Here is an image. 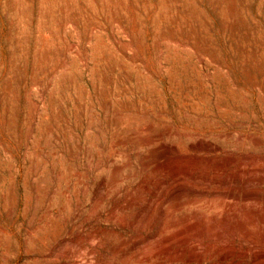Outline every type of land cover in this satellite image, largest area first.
Wrapping results in <instances>:
<instances>
[{"label": "rangeland", "instance_id": "obj_1", "mask_svg": "<svg viewBox=\"0 0 264 264\" xmlns=\"http://www.w3.org/2000/svg\"><path fill=\"white\" fill-rule=\"evenodd\" d=\"M263 162L264 0H0V264H264Z\"/></svg>", "mask_w": 264, "mask_h": 264}, {"label": "bare ground", "instance_id": "obj_2", "mask_svg": "<svg viewBox=\"0 0 264 264\" xmlns=\"http://www.w3.org/2000/svg\"><path fill=\"white\" fill-rule=\"evenodd\" d=\"M192 146H194L193 144H191ZM254 145H256V144H254ZM191 146V147H192ZM257 147V146H256ZM194 148H196L195 146H194ZM166 152V151H165ZM175 152V151H174ZM164 157V156H163ZM185 157V156H184ZM183 157V158H184ZM186 158V157H185ZM184 158V159H185ZM165 159V158H164ZM231 159V158H230ZM260 161V160H259ZM222 162V161H221ZM255 162V161H254ZM264 163V162H263ZM229 164V163H228ZM252 164V163H251ZM250 164V165H251ZM225 166V165H224ZM253 168H252V170H253V172H258L259 170H260V166H257L256 164H253V165H251ZM223 168V167H222ZM262 169V168H261ZM234 174V173H233ZM175 175V174H174ZM249 175V174H248ZM178 178V177H177ZM180 178V177H179ZM240 178V177H239ZM214 180H215V182L214 183H218V181H217V179H215L214 178ZM222 180V179H221ZM260 180V179H259ZM177 181V180H176ZM205 182V181H204ZM220 183H221V181H219ZM180 183V182H179ZM201 183H203V181L201 180ZM212 183V182H211ZM219 184V183H218ZM222 184V183H221ZM220 184V185H221ZM166 185V184H165ZM170 185V184H169ZM173 185H175V184H173ZM177 185V184H176ZM180 185H183V184H180ZM202 185H205L204 183L202 184ZM202 185H200L199 186V188H197V192H198V195L200 194L201 196H203L204 197V204L202 205L203 206V208H205V207H209L210 209H221L222 207L221 206H225V205H227V203H226V200H228V199H233V202L232 203H229V205L231 206V205H234L235 206V208L239 205V204H243L244 203V205H243V207L244 208H246V207H248V206H250V207H256V206H258V204L260 203V201H259V196H257V194H255V192L254 191H257V189L256 190H252L251 189V191L250 192H248L247 193V195H245V198L243 197L242 198V196H241V194H243L238 188H236V189H238L239 191H240V193H239V191H237L236 189L235 190H227V189H220L219 187H216V188H213V189H205V188H203L202 187ZM162 186V185H161ZM172 186V185H171ZM186 186H187V184H186ZM145 187V186H144ZM176 187H178V186H176ZM205 187V186H204ZM214 187H215V185H214ZM222 187V186H221ZM167 188V187H166ZM251 188V187H250ZM154 189V188H153ZM171 189V188H170ZM179 189H181V188H179ZM161 190V189H160ZM160 190H157V192L158 191H160ZM167 190H169V189H167ZM172 190H173V188H172ZM171 190V191H172ZM174 190H175V188H174ZM177 191H178V189H176ZM186 190V189H185ZM189 190H192V189H189ZM246 190H247V188H246ZM162 191H164V190H162ZM170 191V192H171ZM180 191V190H179ZM178 191V192H179ZM181 191H183V190H181ZM186 191H188V190H186ZM195 190H193V193L194 194H197V192L195 193L194 192ZM260 191V190H259ZM183 192H185V191H183ZM182 192V193H183ZM174 193H176V192H174ZM173 193V194H174ZM181 193V192H180ZM186 193V192H185ZM184 193V194H185ZM188 193V192H187ZM152 194V193H151ZM153 194H154V191H153ZM152 194V195H153ZM171 193H169V195H170ZM173 194H171V195H173ZM179 194V193H178ZM190 194H191V192H190ZM161 196V195H160ZM168 196V195H167ZM175 196V195H174ZM189 196V195H188ZM206 196H210L211 198H209V199H206L205 200V198H206ZM157 197V196H156ZM170 197V196H169ZM176 197H179L178 195L176 196ZM168 198V197H167ZM175 198V197H174ZM173 198V199H174ZM172 199V198H171ZM161 200H162V198H161ZM194 200V199H193ZM157 201V200H156ZM169 201H170V199H169ZM158 202H159V200H158ZM163 202H164V200H163ZM166 203H168V201H165ZM131 203V202H130ZM165 203V204H166ZM154 206V205H153ZM174 206H175V204L173 203L167 210H166V214H167V218L169 219V218H172V217H174L173 215L175 214V211H174ZM167 207V206H166ZM179 207V206H178ZM221 207V208H220ZM233 207V206H232ZM153 208V207H152ZM151 208V209H152ZM160 209V208H159ZM236 209H238V207L236 208ZM162 210V209H161ZM239 210V209H238ZM224 211V210H223ZM222 211V212H223ZM234 211V210H233ZM249 211V210H248ZM143 212V211H142ZM237 212V211H236ZM259 212V211H258ZM161 213V212H160ZM199 213V212H198ZM257 213V212H256ZM162 214V213H161ZM224 214V213H223ZM221 212H216V214L214 213V215H212V216H209V217H207V219L206 220H218V217H222V215H223ZM234 215V214H233ZM236 216H234V217H232V218H230L229 217V219H227V220H221V221H219V225L217 226V236H218V241L219 240H223V239H226L227 237L228 238H230V237H237V236H240V238H242V234L245 236V239H247L249 242H251V243H253L255 246H257L258 244H260V245H263L264 246V234L263 235H261L262 237H261V239H259V240H256L255 239V237L253 236V234L251 233V230H250V227H251V225H252V223L254 222L253 221V218H250L251 220L250 221H246L245 220V222L242 220H239V216H238V214H235ZM198 216V215H197ZM207 216V215H206ZM238 216V217H237ZM145 217H147V216H145ZM241 217H243V215L241 216ZM256 218V217H255ZM144 219V218H143ZM148 219V218H147ZM159 220V219H158ZM220 220V219H219ZM260 220V219H259ZM162 221V220H161ZM217 222V221H216ZM143 223V222H142ZM156 223V222H155ZM198 225V224H197ZM192 226V225H191ZM191 226L189 227V228H191ZM194 226H196V224L194 225ZM254 226V225H253ZM196 227H198V226H196ZM204 227V226H203ZM188 228V227H187ZM188 228V229H189ZM192 228H193V226H192ZM191 228V229H192ZM195 228V227H194ZM227 228L229 229L228 230V232H226L227 231ZM187 229V230H188ZM194 230H196V228L194 229ZM220 230H221V232H220ZM184 231V230H183ZM182 231V232H183ZM190 231V230H189ZM201 233L200 234H202V235H205V230L204 229H202L201 231H200ZM218 232L220 233V234H218ZM170 233V232H169ZM185 232H183V234H184ZM222 233V234H221ZM241 233V234H240ZM179 235H180V233H178ZM262 234V233H261ZM197 235H199L198 233H197ZM201 235V236H202ZM177 236V235H176ZM182 236V235H181ZM196 236V235H195ZM205 236H207V235H205ZM172 237V236H171ZM170 237V238H171ZM179 236H177V238H178ZM203 237V236H202ZM173 238V237H172ZM195 238V237H194ZM193 238V239H194ZM186 240V239H185ZM185 240H183L184 242H185ZM196 240V239H195ZM171 241V240H170ZM182 241V240H181ZM188 241H190L189 239H188ZM246 241V240H245ZM165 242V241H164ZM163 242V243H164ZM168 242V241H167ZM166 242V243H167ZM178 243H180V242H178ZM182 243V242H181ZM187 243V242H186ZM135 244V243H134ZM182 244H184V243H182ZM181 244V245H182ZM188 244V243H187ZM148 245V244H147ZM186 245V244H185ZM136 246H137V244H136ZM146 246V245H145ZM170 246V245H169ZM195 246V245H194ZM203 246V245H202ZM201 246V247H202ZM254 246V247H255ZM121 247V246H120ZM197 247H198V245H197ZM166 249V248H165ZM171 249V248H170ZM169 249V250H170ZM185 249V248H184ZM119 250V249H118ZM156 250V252H155V255L156 256H158V257H160V255H161V250L158 248V249H155ZM195 250H196V248H195ZM195 250H193V251H195ZM152 251V250H151ZM167 251V250H166ZM171 251V250H170ZM182 251V250H181ZM189 251V250H188ZM263 251V250H262ZM261 251V252H262ZM185 252V251H184ZM163 253H165L164 251H163ZM193 253H195V252H193ZM166 254V253H165ZM198 254V253H197ZM226 254V253H225ZM192 255V254H191ZM196 255V254H195ZM227 255V254H226ZM225 255V256H226ZM262 255V254H261ZM261 255H260V258H262L261 257ZM152 256V255H151ZM169 256H170V254H169ZM194 256V255H193ZM193 256H191V258L193 257ZM197 256H199V255H197ZM228 256V255H227ZM264 256V255H263ZM196 257V256H195ZM190 258V260H192ZM197 258V257H196ZM199 258V257H198ZM131 259V258H130ZM160 259V258H159ZM194 259V258H193ZM196 260V259H195ZM192 262V261H191Z\"/></svg>", "mask_w": 264, "mask_h": 264}]
</instances>
